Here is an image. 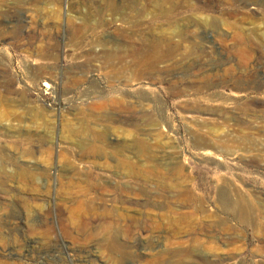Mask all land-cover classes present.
Instances as JSON below:
<instances>
[{"label": "rangeland", "instance_id": "obj_1", "mask_svg": "<svg viewBox=\"0 0 264 264\" xmlns=\"http://www.w3.org/2000/svg\"><path fill=\"white\" fill-rule=\"evenodd\" d=\"M113 259L264 264V0H0V264Z\"/></svg>", "mask_w": 264, "mask_h": 264}, {"label": "bare ground", "instance_id": "obj_2", "mask_svg": "<svg viewBox=\"0 0 264 264\" xmlns=\"http://www.w3.org/2000/svg\"><path fill=\"white\" fill-rule=\"evenodd\" d=\"M59 170H60V168H59ZM66 197L60 201H61V205L63 207L62 208L63 211H65L67 214V217L65 219H61V221H63L65 223V224L62 223V225H65L67 228H74V226L77 224H89L90 222L98 221V220L99 221L101 220L102 222H111V223L113 222L114 223V211L112 209L105 207V206L103 207V205L98 204L99 203L98 201H102L101 198L96 197L94 199L88 198V199L70 200ZM71 199H73V198H71ZM98 205H100V206H98ZM22 208H24V207H22ZM24 210L25 209H23V212H24ZM39 213H41V212H39ZM46 214L49 215V213H46ZM70 225H71V227H70ZM108 226H111V225L108 224ZM111 248H112V251H114V245ZM87 252H89L88 249H87ZM114 263H115L114 259L111 260V264H114ZM115 264H117V263H115Z\"/></svg>", "mask_w": 264, "mask_h": 264}]
</instances>
